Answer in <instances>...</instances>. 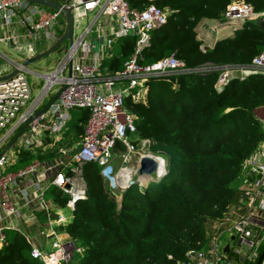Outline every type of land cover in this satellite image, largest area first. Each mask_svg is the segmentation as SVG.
<instances>
[{
	"label": "built area",
	"instance_id": "obj_1",
	"mask_svg": "<svg viewBox=\"0 0 264 264\" xmlns=\"http://www.w3.org/2000/svg\"><path fill=\"white\" fill-rule=\"evenodd\" d=\"M54 1L70 9L76 19L87 18L91 13L94 18L82 24L79 34L75 31L61 65L52 72L40 74L45 79L42 94L27 107L32 97L24 61L40 53L45 42L49 47L55 43L65 31L67 20L60 9L45 4L0 0V44L19 56L18 60L9 58L8 51L5 53L0 47V153L32 118L16 140L21 147L12 152L11 146L0 156V246L7 241V228L19 230L32 243V256L42 259L43 264L67 263L74 252L82 251L61 228L73 218L76 203L87 197L85 163L97 162L106 168L119 141L126 147L127 161L140 150L143 153L139 161L144 155L160 160L158 155L146 151L155 143L152 138H142L137 143L136 138L130 139L137 134L136 115L125 107V99L131 95L134 100L146 101L149 78L168 76L185 68V62L175 54L151 64L139 62L142 50L150 44L152 30L168 23L171 9L161 8L151 3L152 0ZM263 15L264 10L255 11L251 3L234 0L228 4L221 20L236 32L247 21H255ZM107 22L109 26L116 25L112 35L104 32ZM125 37L136 38L133 54L123 69L110 73L106 60L113 55V43ZM201 46L206 48L203 42ZM215 68L219 70L216 88L220 91L235 77L243 80L253 74H264V50L247 64L215 65ZM56 84L65 87L60 97L46 111L35 115L60 90L49 97ZM47 97L49 102L43 104ZM76 107L88 108L90 115L80 139L67 148L58 141L70 120L69 111ZM259 109L263 111L264 122V106ZM16 119L13 127L4 133ZM48 136L51 142L46 144ZM53 146L58 150L54 158H36L15 171H6V167L19 162L21 152L41 149V154H45ZM139 161L136 174H139ZM244 170L245 179L237 201L209 223L206 242L187 250L185 258L176 264H257L264 252V138L245 159ZM164 173L165 166L162 172L158 169L150 178H160ZM129 181L123 190L127 189ZM51 187L59 188L70 197L65 207L46 200V192ZM38 209L48 214L46 228L39 233L52 241L53 250L49 252L43 245H37L22 226L14 224L17 219L28 226L37 222L33 210ZM53 212L57 216L53 217ZM260 264H264V257Z\"/></svg>",
	"mask_w": 264,
	"mask_h": 264
},
{
	"label": "trees",
	"instance_id": "obj_2",
	"mask_svg": "<svg viewBox=\"0 0 264 264\" xmlns=\"http://www.w3.org/2000/svg\"><path fill=\"white\" fill-rule=\"evenodd\" d=\"M233 1H150L171 9L172 15L167 24L152 30L139 62L151 64L175 54L185 68L149 78L146 101L128 95L125 107L136 115L135 143L152 138L156 151L169 147L172 152L167 154L162 177L129 186L120 201L110 193L103 167L97 162L84 164L87 197L76 203L73 218L61 228L82 251L74 252L66 264H176L187 250L206 242L209 223L237 201L246 174L244 161L264 138V122L257 114L264 106V74L243 80L235 77L219 91L215 65L251 62L264 50V28L247 21L233 36L207 49L197 32L202 19H222ZM245 1L257 12L264 10V0ZM135 45V37L120 40L119 52L106 60L110 73L124 68ZM78 111L75 142L90 115L88 108ZM49 142L48 136L45 143ZM117 148L126 149L120 141ZM41 151L21 152L14 167L35 156L43 160L58 155L57 148ZM45 197L61 207L70 198L57 187H51ZM37 215L38 221L25 233H39L45 226L46 211L38 209ZM11 230L0 246V264H40L26 235Z\"/></svg>",
	"mask_w": 264,
	"mask_h": 264
},
{
	"label": "rangeland",
	"instance_id": "obj_3",
	"mask_svg": "<svg viewBox=\"0 0 264 264\" xmlns=\"http://www.w3.org/2000/svg\"><path fill=\"white\" fill-rule=\"evenodd\" d=\"M93 18H94V13H91L89 18H81V19L77 18L76 23H75V28H77L75 31L77 32V34L80 33V31L82 29V24L86 25L88 23V21L91 22ZM212 25L213 24H211V26ZM214 26H216V25H214ZM210 28L211 27H208L207 29H210ZM0 47L4 51L5 50L8 51L9 58H14L16 60L19 59L18 54L16 52H14L11 48H5L1 44H0ZM68 47H69V42L65 41L62 45H60L51 54L27 65L28 70H26V75H27V78L31 84V97H32L28 101L27 107L29 105H31L34 102V100L37 99L42 94L45 79L42 76H40V74L52 72L56 68H58L61 65V63L65 60V57H66L67 52H68ZM6 51H5V53H7ZM115 51L119 52L118 46H116ZM1 61H5V59H2ZM60 87L61 86L59 84H56L54 86L53 90L49 93V97L53 96V94L56 93ZM48 102H49V98L47 97L44 99L43 104L44 103L47 104ZM27 107L23 108L22 111H24ZM78 108L79 107H76V108H73L69 111L70 120L67 123L66 129L62 133V139L60 141H58L59 145H62V146L67 147V148H71L72 144L75 142L73 140L75 139L76 130L74 129L73 124L75 123L77 116H79V114H80V112L78 111ZM257 114L260 116V118H262V116H263L262 109H258ZM16 121H17V119L14 120V122L12 124H10V126L7 129H5L4 133H7L9 131V128H12ZM1 137H2V135H1ZM133 138L134 137H130V139H133ZM79 139H80V137H79ZM16 143H15L16 145L14 144L15 146H12V149H11L12 152H15L17 150V147H21V145L18 141ZM56 146H53V148H56ZM154 146L155 145L152 144L149 147L150 150H146V151L152 152L153 154L158 155L160 157V160L162 161V164L164 167L165 163H166L165 159L167 161V157H168L167 154H170L172 152V149H170L169 147H167V148L161 147L158 151H156V149H155L156 146H155V148H154ZM25 151H31V153L36 152L35 150H25ZM25 151H23V152H25ZM124 151H125L124 149L122 150L121 148H117V151L112 154V156H111L112 159H111L110 163L108 164V166L106 168H103V175H104L105 183H106L108 189L111 191L110 193L118 201H120L122 198V191H123V187H124L122 185L121 181H119V179H118L119 172H121L127 166L136 169L137 165H138L140 153H143V151L141 152V150H140V153L133 155L131 157V160L127 161V160H125V154L127 153V151H125V152ZM20 157H21V155H20ZM36 158H39V157L35 156L33 159H36ZM17 169L18 168L14 167V166L6 167V171H15ZM139 176L140 175L138 173L136 174L134 172V179H137ZM157 177H159V176H156L155 178L149 177L144 182H142L139 178V180H140L139 183L140 184H146L151 180L157 179ZM131 179H133V178H131ZM48 197H49V195H48ZM65 212H67V210H65ZM14 224H15V226H18V225L22 226L20 220H18V219L14 221ZM43 228H46V227H43ZM13 230H16V229H13ZM5 232H6L7 236H9L11 234L12 230L7 228L5 230ZM31 236L32 237L34 236L33 238H34V241L36 243H39V242L43 243L42 248L45 249L47 252L53 250L52 249V241L50 240V238L49 239L45 238L44 236L40 235V233H36V234L33 233V235H31ZM38 261L40 264H43L42 259H39ZM61 264H66V262L63 261V262H61Z\"/></svg>",
	"mask_w": 264,
	"mask_h": 264
},
{
	"label": "water",
	"instance_id": "obj_4",
	"mask_svg": "<svg viewBox=\"0 0 264 264\" xmlns=\"http://www.w3.org/2000/svg\"><path fill=\"white\" fill-rule=\"evenodd\" d=\"M30 2H37V3H41V4H45L48 6H51L53 8L56 9H60L62 11V13L65 15L66 20H67V25H66V29L63 32V34L58 38V40L52 45L50 46L48 49L36 54L35 56L28 58L27 60L24 61V65L27 66L28 64L37 61L49 54H51L53 51H55L60 45H62L65 41H68L69 44L71 45L73 43L74 40V34H75V23H76V18L73 14V12L70 9H67L65 7L62 6V4L54 1V0H29ZM256 23L264 28V15L260 16L259 18H257V20H255ZM208 47H206L207 49ZM12 75V74H11ZM10 75V76H11ZM65 87L60 88V90L57 92V94L50 100V102L41 110H38L35 115H40L41 113H43L44 111H46L51 104H53L61 95L62 91L64 90ZM32 118H30L22 127L21 129L15 134V136L12 138V140L9 142V144L7 145V147L0 153V156L5 153L11 146L14 145V143L16 142V140L19 138V136L25 131V129L27 128L29 122L31 121ZM159 160L157 158H155L154 156L151 155H144L141 157L140 161H139V166H138V172L139 175L145 174V175H149V177H151L153 175V173L155 171H158L159 169ZM140 176L137 179H131L128 183V186L126 188H128L129 186L135 184V183H139ZM124 188V189H126ZM226 250H229V247H226ZM264 257V252L262 253L260 259L258 260L257 264H260V262L262 261Z\"/></svg>",
	"mask_w": 264,
	"mask_h": 264
},
{
	"label": "crops",
	"instance_id": "obj_5",
	"mask_svg": "<svg viewBox=\"0 0 264 264\" xmlns=\"http://www.w3.org/2000/svg\"><path fill=\"white\" fill-rule=\"evenodd\" d=\"M58 1H61V0H58ZM90 15H88L87 18H89ZM104 24V23H103ZM109 23L107 22L105 26L104 25V29H105V33L106 34H110L112 35V32L113 30L116 28V25L114 26V24H111L110 26L108 25ZM211 24H213L211 26ZM216 25V26H214ZM208 27H211L210 29H207ZM197 32H198V37L199 39L202 40V42L206 45V47L208 48H212L216 42L222 38H226V37H230V36H233L235 34V32L232 31V29L228 26V25H225L223 24L222 20H216V19H208V18H204L200 21L199 25L197 26ZM60 33V32H59ZM58 33V34H59ZM62 33V32H61ZM122 39V38H121ZM121 39H118L115 44L113 43V48H112V51H113V55L114 53H116L115 49H116V46L117 44L120 42ZM58 40V39H57ZM45 46L41 48V51H44L46 50L48 47H49V44L48 43H44ZM54 44V43H53ZM52 44V45H53ZM50 45V46H52ZM112 55V56H113ZM111 56V57H112ZM78 141V140H77ZM76 141V142H77ZM33 213L34 215L36 216L37 215V210H33ZM38 217V215H37ZM21 222V225L22 227L25 229H27L29 226L31 227L32 225L30 224L29 226L24 224L22 221ZM35 223V222H34ZM39 229V228H38ZM63 233V232H62ZM65 235V233H63ZM43 236V235H42ZM37 245H42L43 243H36Z\"/></svg>",
	"mask_w": 264,
	"mask_h": 264
},
{
	"label": "bare ground",
	"instance_id": "obj_6",
	"mask_svg": "<svg viewBox=\"0 0 264 264\" xmlns=\"http://www.w3.org/2000/svg\"><path fill=\"white\" fill-rule=\"evenodd\" d=\"M159 162H160V164H159V172H162L163 171V164H162L161 160H159ZM134 172H135V169L132 168V167H128V166L125 167V169H123L121 172H119L118 179H119V181H121L123 186H125L126 183L132 178ZM148 178H149V175H145V174L140 175V180L142 182H144ZM48 264H59V263L58 262H54V263L53 262H49Z\"/></svg>",
	"mask_w": 264,
	"mask_h": 264
}]
</instances>
